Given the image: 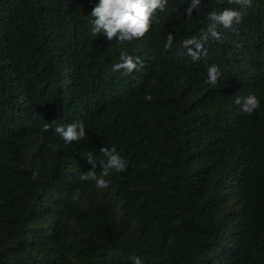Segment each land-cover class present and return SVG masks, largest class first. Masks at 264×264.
<instances>
[{"label":"trees","instance_id":"16d2710c","mask_svg":"<svg viewBox=\"0 0 264 264\" xmlns=\"http://www.w3.org/2000/svg\"><path fill=\"white\" fill-rule=\"evenodd\" d=\"M94 3L0 0V264H264V0L196 59L183 42L233 0L191 17L168 0L121 43L89 32ZM121 51L141 64L113 72ZM75 120L85 136L65 144L53 126ZM101 147L124 168L98 189L78 176Z\"/></svg>","mask_w":264,"mask_h":264},{"label":"clouds","instance_id":"9594fccd","mask_svg":"<svg viewBox=\"0 0 264 264\" xmlns=\"http://www.w3.org/2000/svg\"><path fill=\"white\" fill-rule=\"evenodd\" d=\"M188 7L184 10L185 15L192 16V10H199L201 0H187ZM236 7L224 8L220 11H208L205 15L206 25L200 34L199 40L189 39L183 42V46L192 44L195 52L188 49L193 59L198 55H207V48L203 47L205 41L221 42L222 34L218 29H230L234 24L239 23L244 12L251 7L252 0H233ZM168 0H95L89 13V32L95 37L99 33H104L105 37L115 42L121 43L132 41L134 38H140L149 31L150 22L155 19L157 12H164ZM171 43V36L165 47ZM141 64L138 57L128 55L121 51L117 63L112 64L113 72L126 74L132 72ZM221 75L218 66L212 63L206 67L205 84L215 85ZM236 103L240 106L242 113H252L259 106L260 100L257 95L249 93L242 98H238ZM53 133L59 137L65 144L80 141L85 136V127L82 121H72L67 123H58L53 126ZM106 158L100 161V171H96V163L91 152L86 153L85 161L91 165V168L79 173L80 181H93L96 188L107 187L109 181L105 177L112 171H121L124 168V161L116 152L114 147L99 149ZM37 173H32L35 178ZM79 197V192L72 195L75 201ZM132 264H143L139 257L132 258Z\"/></svg>","mask_w":264,"mask_h":264}]
</instances>
